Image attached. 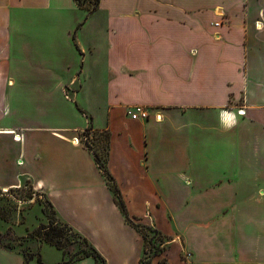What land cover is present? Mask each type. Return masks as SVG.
<instances>
[{"label": "crops", "instance_id": "1", "mask_svg": "<svg viewBox=\"0 0 264 264\" xmlns=\"http://www.w3.org/2000/svg\"><path fill=\"white\" fill-rule=\"evenodd\" d=\"M89 126L170 238L152 264H264V0H0V190L29 181L105 264H139Z\"/></svg>", "mask_w": 264, "mask_h": 264}, {"label": "trees", "instance_id": "2", "mask_svg": "<svg viewBox=\"0 0 264 264\" xmlns=\"http://www.w3.org/2000/svg\"><path fill=\"white\" fill-rule=\"evenodd\" d=\"M74 2L79 8H86L89 11H94L98 6L99 0H74ZM87 2H92V4L87 6ZM91 134L93 135L90 136ZM89 136L92 138L91 141ZM99 136L103 139L102 145H100ZM79 137L81 138L82 145L92 154L98 169L100 170L109 190L113 195L116 206L124 217L125 222L134 228L143 239V252L139 260V264H152L153 259L161 256L166 251L170 238L163 235L154 227L143 225L138 218L129 216L120 191L108 171L110 133L105 130L98 131L89 126ZM84 137L87 138V140L83 141L82 138ZM46 204L51 209L54 217L48 216V214L44 211L47 217V223L37 227L27 235V238H29L33 243H44L61 251L64 259L59 264H75L77 261L88 257L94 259L95 261H100L101 264H105L102 257L82 235L76 232L68 224L61 221L60 218H55L57 213L47 199ZM0 217H3V215H0ZM20 241L23 242V240ZM81 244L89 251L82 249V247H80ZM75 246L76 250L73 253L68 254V249ZM0 248L18 253L23 258L24 263H28L33 258H36L37 264H43L38 252H36L30 245L25 247L22 245L15 247L9 243L3 242L0 236ZM157 264H168V262L166 259H162Z\"/></svg>", "mask_w": 264, "mask_h": 264}, {"label": "rangeland", "instance_id": "3", "mask_svg": "<svg viewBox=\"0 0 264 264\" xmlns=\"http://www.w3.org/2000/svg\"><path fill=\"white\" fill-rule=\"evenodd\" d=\"M91 4L92 2H87V6H90ZM64 93H66V95L69 94L68 91H64ZM92 135L93 134L90 136ZM90 136L89 139L91 141L92 138ZM99 139L100 145H102V137L99 136ZM82 140L85 141L87 138L84 137ZM44 211L48 216H53L51 209L46 204L44 195L34 189L29 181L23 180L18 188L0 190V215H3V217H0V236L3 242L9 243L15 247L21 245L24 247L30 245L32 247L33 242L27 238V235L40 225H45L47 223V217ZM55 218L59 219L58 216H55ZM20 240H23V242ZM81 245L80 247H82V249L89 251ZM34 247L36 248L35 251L38 252L43 264H59L64 259L62 252L53 246L40 243ZM75 250L76 246L68 249L67 252L68 254H71ZM0 254H2L0 255V264H37L36 258H33L28 263H24V260L20 255H14L11 253ZM75 264L101 263L100 261H95L88 257L77 261Z\"/></svg>", "mask_w": 264, "mask_h": 264}, {"label": "built area", "instance_id": "4", "mask_svg": "<svg viewBox=\"0 0 264 264\" xmlns=\"http://www.w3.org/2000/svg\"><path fill=\"white\" fill-rule=\"evenodd\" d=\"M67 97V96H66ZM239 113H243V111H239ZM128 115L133 120H147L149 117V113L146 108L142 106H135L132 110L128 111ZM16 140H19L18 136H14ZM76 143H82L80 138L75 140Z\"/></svg>", "mask_w": 264, "mask_h": 264}]
</instances>
